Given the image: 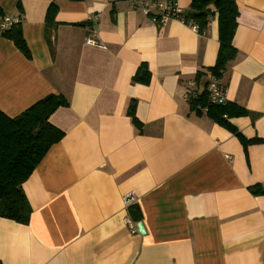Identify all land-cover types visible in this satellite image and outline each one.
I'll return each mask as SVG.
<instances>
[{
  "label": "crops",
  "instance_id": "crops-1",
  "mask_svg": "<svg viewBox=\"0 0 264 264\" xmlns=\"http://www.w3.org/2000/svg\"><path fill=\"white\" fill-rule=\"evenodd\" d=\"M235 1L220 79L248 111L228 118L246 146L185 96L216 62V16L199 32L158 25L129 0H0L30 53L0 34V110L68 101L49 117L62 138L22 183L28 222L0 216V264H264V0ZM190 2L177 0L181 13ZM141 64L146 83L133 79Z\"/></svg>",
  "mask_w": 264,
  "mask_h": 264
},
{
  "label": "trees",
  "instance_id": "trees-1",
  "mask_svg": "<svg viewBox=\"0 0 264 264\" xmlns=\"http://www.w3.org/2000/svg\"><path fill=\"white\" fill-rule=\"evenodd\" d=\"M54 11L51 12L50 8L48 9L47 20L51 21L50 26L56 23L53 20L54 16L51 15ZM214 16L218 23L219 48L215 64L208 69L210 74L221 77L227 61L235 53L232 38L238 16L236 1L191 0L188 10L180 13L181 19L186 23L196 24L199 32L207 28L210 18ZM3 17L0 9V18L3 19ZM46 24L49 25V23ZM0 34L12 40L26 57H30L19 21L9 25ZM46 40L50 51L53 52V41L47 29ZM133 79L144 83L149 81V71L144 64L137 68ZM190 102L192 109L197 112L204 110L212 119L236 134L244 146L254 141L242 136L228 121L232 115L248 113L246 109L227 101L224 104H211L207 101L204 89ZM67 103V99L61 94H48L14 117H9L0 110V216L23 223L28 222L31 208L23 192L22 183L50 147L62 138L63 131L51 124L49 117L58 107ZM128 113L135 120L132 108L128 110ZM128 209L134 220L141 219V215L135 213L138 209L135 203Z\"/></svg>",
  "mask_w": 264,
  "mask_h": 264
},
{
  "label": "built area",
  "instance_id": "built-area-1",
  "mask_svg": "<svg viewBox=\"0 0 264 264\" xmlns=\"http://www.w3.org/2000/svg\"><path fill=\"white\" fill-rule=\"evenodd\" d=\"M129 3L133 8H137L141 10L143 14L150 16L152 21L158 25L164 24L171 18L182 20L180 17L181 9L177 4V0H129ZM15 22H18V20L5 16L3 19L0 18V33ZM188 24H190L192 28L198 30L196 24ZM86 43L95 44L91 38H87ZM203 89L207 94V101L209 103L224 104L227 101L225 87L222 85L220 77L213 74H209L203 88L200 87L196 79L188 81L185 89V96L188 100H194ZM135 201L136 199L132 194L123 196V204L127 209L133 205ZM125 220L132 230H136V224L129 215Z\"/></svg>",
  "mask_w": 264,
  "mask_h": 264
},
{
  "label": "water",
  "instance_id": "water-1",
  "mask_svg": "<svg viewBox=\"0 0 264 264\" xmlns=\"http://www.w3.org/2000/svg\"><path fill=\"white\" fill-rule=\"evenodd\" d=\"M138 230H139V232L144 233L143 225L140 222L138 223Z\"/></svg>",
  "mask_w": 264,
  "mask_h": 264
}]
</instances>
